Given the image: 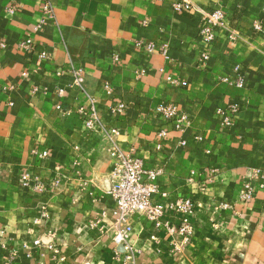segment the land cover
<instances>
[{
    "label": "crops",
    "instance_id": "0c3cea01",
    "mask_svg": "<svg viewBox=\"0 0 264 264\" xmlns=\"http://www.w3.org/2000/svg\"><path fill=\"white\" fill-rule=\"evenodd\" d=\"M44 1L0 0V264H128L111 230L114 148L160 171L152 203L194 206L186 244L180 216L157 227L132 215L135 264H264V0H186L192 13L173 9L181 0H47L54 19L35 30ZM211 10L226 22L207 44ZM90 99L93 130L80 113ZM159 104L187 116L183 133ZM25 174L38 181L24 186Z\"/></svg>",
    "mask_w": 264,
    "mask_h": 264
},
{
    "label": "built area",
    "instance_id": "2783aa9c",
    "mask_svg": "<svg viewBox=\"0 0 264 264\" xmlns=\"http://www.w3.org/2000/svg\"><path fill=\"white\" fill-rule=\"evenodd\" d=\"M173 9L176 12L192 13L194 7L191 3L186 0H181L173 4ZM43 14V19L41 20L39 26L35 30L39 29L46 19H54V11L52 5L49 1H44L41 7ZM226 22V16L221 10H211L204 14L203 25L200 29V34L202 40L207 44H212L216 39V33L218 29L224 25ZM260 24L257 23L254 26L255 30H260ZM33 40L32 38H25L21 40L18 47L26 49L28 51L33 50ZM2 47L3 44H0ZM138 46H142L144 50L148 53L154 51L155 46L152 43L144 45L139 43ZM39 58H46V54L43 52L39 54ZM206 56H202V60H206ZM77 85L82 83V71L72 70ZM61 75L62 72L57 73ZM235 80H232L237 86L243 84L242 73L237 75ZM225 82L228 80L225 79ZM90 101V108L81 110L80 113L83 115V124L85 128L93 130L94 128L100 126L99 119L96 113V108L94 106V101ZM125 106L120 104L113 108L111 111L120 115L124 112ZM236 107H231L230 112H235ZM157 115L162 116L164 119L171 121L175 129L183 133L187 125V116L180 112L176 106L172 104H159L155 108ZM223 126H230L231 122L228 116L223 117L221 121ZM116 134L115 130L111 131ZM164 132L158 134L159 137H163ZM159 149V147H157ZM112 155L116 161V168L110 178L109 194L114 202V216L115 222L111 228L113 242L115 246L122 247L125 251V261L128 264H135L134 261V251L128 244V237L132 231V227L129 223V219L134 214H141L145 216L148 220L155 223L157 227L162 225V219L167 215L180 216L181 226L177 229V235L180 240L186 244L189 242L193 235L192 226L188 221V217L193 215L194 206L190 199H178L170 204L168 207H163L159 204H154L151 202V196L156 193V186L154 184L155 179L159 176V170H147L142 161L138 158H133L130 155L123 154L118 149L114 148ZM258 173L252 175L257 176ZM253 177H250L253 178ZM250 179L244 183L242 189L239 192L240 201L243 203L249 202L253 196L252 188L250 185ZM30 181H38L36 176H31L25 174L22 177V184L27 186ZM167 225V223H165ZM35 246H41V241L37 240L34 242ZM47 249L57 254L58 251L51 245H46ZM180 246H176L179 250ZM181 249V248H180ZM15 255L10 256V260H14ZM63 259L59 258V261Z\"/></svg>",
    "mask_w": 264,
    "mask_h": 264
}]
</instances>
